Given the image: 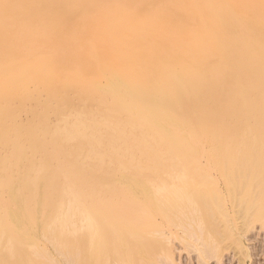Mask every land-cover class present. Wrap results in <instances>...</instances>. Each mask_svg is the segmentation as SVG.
Returning a JSON list of instances; mask_svg holds the SVG:
<instances>
[{"label":"bare ground","instance_id":"obj_1","mask_svg":"<svg viewBox=\"0 0 264 264\" xmlns=\"http://www.w3.org/2000/svg\"><path fill=\"white\" fill-rule=\"evenodd\" d=\"M2 147L0 264H254L264 0H0Z\"/></svg>","mask_w":264,"mask_h":264},{"label":"rangeland","instance_id":"obj_2","mask_svg":"<svg viewBox=\"0 0 264 264\" xmlns=\"http://www.w3.org/2000/svg\"><path fill=\"white\" fill-rule=\"evenodd\" d=\"M31 157L32 152L26 149L15 150L10 147L0 148V219L4 218V211L7 208L18 210L21 206L23 207L27 203L29 198L27 196V192L29 191L27 188V180L30 181ZM254 214L249 217V220L253 222V227L251 229L252 231L249 230L248 235H250L251 238H258L257 240L260 242V245L264 246V230L260 228V222L263 221L264 213H257V215L256 213ZM11 220L19 224L18 215L12 217ZM2 227L3 224L0 222V229ZM250 242L252 243L253 241ZM229 251L224 252L226 258H223L225 260L223 264H234L235 262L234 259L230 261L228 258L230 257ZM262 252L263 251L261 250L258 255L252 256L254 264H264V252ZM185 257L184 260H187V257Z\"/></svg>","mask_w":264,"mask_h":264}]
</instances>
